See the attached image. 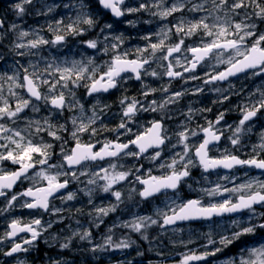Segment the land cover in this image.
Listing matches in <instances>:
<instances>
[{"label":"clouds","instance_id":"clouds-1","mask_svg":"<svg viewBox=\"0 0 264 264\" xmlns=\"http://www.w3.org/2000/svg\"><path fill=\"white\" fill-rule=\"evenodd\" d=\"M0 264H264V0H0Z\"/></svg>","mask_w":264,"mask_h":264}]
</instances>
